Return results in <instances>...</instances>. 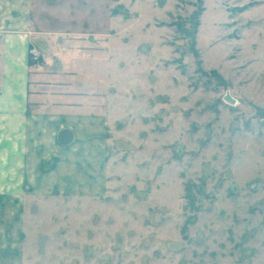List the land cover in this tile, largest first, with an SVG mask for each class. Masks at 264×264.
<instances>
[{
  "label": "rangeland",
  "instance_id": "1",
  "mask_svg": "<svg viewBox=\"0 0 264 264\" xmlns=\"http://www.w3.org/2000/svg\"><path fill=\"white\" fill-rule=\"evenodd\" d=\"M98 1L110 45L68 89L104 123L51 129L47 179L3 202L0 264H264V0Z\"/></svg>",
  "mask_w": 264,
  "mask_h": 264
},
{
  "label": "crops",
  "instance_id": "2",
  "mask_svg": "<svg viewBox=\"0 0 264 264\" xmlns=\"http://www.w3.org/2000/svg\"><path fill=\"white\" fill-rule=\"evenodd\" d=\"M98 3V0H0V210L6 200L18 208L15 199L22 197V188L28 183L37 187L38 181L47 179L44 168L50 162L51 149L47 135L56 123L62 124L58 130L69 129L90 136L98 133L104 123V117L98 113H82L79 108V99H89L91 93L83 95L78 92L85 89H68L73 84L83 85L82 77L90 84L92 78L80 69L89 70L92 77L97 75L101 59L98 47L110 45L108 38L98 39L108 35L97 30L98 17L93 15L98 13ZM79 11L83 14L75 19ZM68 21L76 24L80 21L87 27L84 32L65 24L53 27L55 22ZM72 45L90 46L91 53L80 61L82 67L78 65L79 52L66 49ZM68 54L76 60L67 57ZM104 54L103 62L107 65L111 54ZM32 55L40 60H33ZM52 55H58V59ZM46 68L58 72V79L47 76ZM66 117L74 119L73 127L63 124ZM82 145L78 143L75 148L80 150Z\"/></svg>",
  "mask_w": 264,
  "mask_h": 264
},
{
  "label": "water",
  "instance_id": "3",
  "mask_svg": "<svg viewBox=\"0 0 264 264\" xmlns=\"http://www.w3.org/2000/svg\"><path fill=\"white\" fill-rule=\"evenodd\" d=\"M74 134L69 129H61L56 134V141L61 146H68L72 143Z\"/></svg>",
  "mask_w": 264,
  "mask_h": 264
},
{
  "label": "trees",
  "instance_id": "4",
  "mask_svg": "<svg viewBox=\"0 0 264 264\" xmlns=\"http://www.w3.org/2000/svg\"><path fill=\"white\" fill-rule=\"evenodd\" d=\"M201 1V0H200ZM200 15H201V9H199V8H197V12L195 13V15H193L192 17H191V19H192V21L193 20H195L194 22H195V26L193 27L195 30H194V33H190V34H187V37L188 38H190V40H192V44H191V46H190V48H191V54H193V53H195L196 51L195 50H193L192 48L195 46V34H196V28H197V26H198V18L200 17ZM194 55V54H193ZM31 63V62H30Z\"/></svg>",
  "mask_w": 264,
  "mask_h": 264
}]
</instances>
